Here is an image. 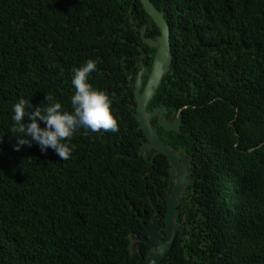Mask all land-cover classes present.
Instances as JSON below:
<instances>
[{"label":"trees","instance_id":"16d2710c","mask_svg":"<svg viewBox=\"0 0 264 264\" xmlns=\"http://www.w3.org/2000/svg\"><path fill=\"white\" fill-rule=\"evenodd\" d=\"M150 1L171 62L146 110L181 111L178 131L150 123L190 158L183 230L159 264H264V0ZM158 34L139 0H0V264H144L152 247L131 249V235L153 219L164 238L173 168L161 153L150 161L154 150L138 156L134 116V82L155 52L143 38ZM89 58L117 130L78 128L64 161L35 142L13 150L12 104L28 98L31 112L49 94L71 111L72 69Z\"/></svg>","mask_w":264,"mask_h":264},{"label":"water","instance_id":"95a60500","mask_svg":"<svg viewBox=\"0 0 264 264\" xmlns=\"http://www.w3.org/2000/svg\"><path fill=\"white\" fill-rule=\"evenodd\" d=\"M145 11L153 19L159 28V34L154 38H143V41L150 47L155 48V53L148 69L142 63L134 82L135 109L134 116L138 123V127L143 130L146 140H144L138 150V156L148 158L153 151L152 157L156 153L163 154L173 172L169 173L170 188L166 192V211L164 215L165 238L162 241L156 234V223L148 227V237L142 238L149 244L153 250L145 259L144 264H158L160 260L169 252L173 245L175 235L178 230L183 227L175 224V215L177 205L181 200L182 192L186 186L189 177L187 175V165L190 158H180L168 145H166L159 137L156 130L150 123V118L156 117L157 122L165 130L178 131L181 124V111L179 110L175 117L163 118L164 109L162 107H154L151 111L146 110L147 103L155 93L156 88L160 84L165 72L168 70L171 62V49L169 40V27L166 23L163 13L158 11L150 0H139ZM145 26L141 28V36L144 34ZM148 75L146 83L143 85L142 77ZM132 236V235H131Z\"/></svg>","mask_w":264,"mask_h":264},{"label":"clouds","instance_id":"9594fccd","mask_svg":"<svg viewBox=\"0 0 264 264\" xmlns=\"http://www.w3.org/2000/svg\"><path fill=\"white\" fill-rule=\"evenodd\" d=\"M97 63L98 60L89 58L81 66L73 67L71 111L62 109L61 103L49 94H45L43 99L48 103L36 105L31 112L27 111L30 107L28 98L21 97L12 104L9 133L15 139L13 150L19 151L21 146L35 142L40 152L52 149L64 161L72 154L74 146L70 141L78 128L92 132L117 130L108 95L87 82L89 74L97 71ZM25 117L27 120L22 122ZM40 122H43V127L39 126Z\"/></svg>","mask_w":264,"mask_h":264},{"label":"flooded vegetation","instance_id":"af4514ba","mask_svg":"<svg viewBox=\"0 0 264 264\" xmlns=\"http://www.w3.org/2000/svg\"><path fill=\"white\" fill-rule=\"evenodd\" d=\"M155 36H157V35H155ZM154 36V37H155ZM155 53V52H154ZM154 56V55H153ZM152 60H153V57H152ZM151 63H152V61H151ZM151 68V64H150V67L148 68V69H150ZM147 78H148V75H146V79H145V81L143 82V85L146 83V81H147ZM154 223H155V221H154ZM152 224H153V219H152V223H151V225H145L143 228L146 230V234L145 235H142L141 237H138L137 235H134L135 237H134V239H133V242H132V240H131V243H133V248L132 249H134V250H140V248L142 247V245L143 244H146V245H149V244H147L145 241H142L141 239L142 238H147L148 237V227H150V226H152ZM156 227H157V225H156ZM155 231H156V228H155ZM164 238H165V236H164ZM164 238L162 239V241L164 240ZM152 250H153V248H152ZM167 255V254H166ZM165 255V256H166ZM165 256L160 260V262L165 258ZM148 257V256H147ZM146 257V258H147ZM145 258V259H146ZM160 262H158V264L160 263ZM145 263V262H144Z\"/></svg>","mask_w":264,"mask_h":264},{"label":"rangeland","instance_id":"374dc122","mask_svg":"<svg viewBox=\"0 0 264 264\" xmlns=\"http://www.w3.org/2000/svg\"><path fill=\"white\" fill-rule=\"evenodd\" d=\"M134 237H135L134 235L131 236V240H132V242H133ZM130 247H131V249L134 247V246H133V243H131Z\"/></svg>","mask_w":264,"mask_h":264}]
</instances>
